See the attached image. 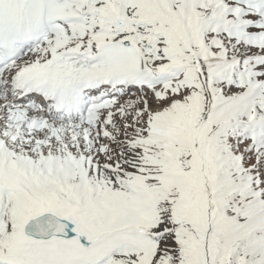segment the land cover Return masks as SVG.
<instances>
[{
    "label": "snow or ice",
    "instance_id": "obj_1",
    "mask_svg": "<svg viewBox=\"0 0 264 264\" xmlns=\"http://www.w3.org/2000/svg\"><path fill=\"white\" fill-rule=\"evenodd\" d=\"M0 264H264V0H0Z\"/></svg>",
    "mask_w": 264,
    "mask_h": 264
}]
</instances>
